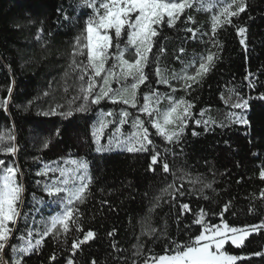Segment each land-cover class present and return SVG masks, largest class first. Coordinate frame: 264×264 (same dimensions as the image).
<instances>
[{"label": "trees", "instance_id": "16d2710c", "mask_svg": "<svg viewBox=\"0 0 264 264\" xmlns=\"http://www.w3.org/2000/svg\"><path fill=\"white\" fill-rule=\"evenodd\" d=\"M91 2L99 8L104 0ZM219 5L225 6L217 0H192L174 27L158 29L144 69L148 80L136 92V108L105 98L98 105L90 104L88 112L64 119L42 112L56 105L66 108L69 103L73 107L82 103V99H73L80 95L79 69L74 71L70 65L73 59L87 63L86 49L83 56L73 53L78 37L85 42L82 34L86 21L95 15L94 9L83 0H0V99L8 98L11 88L7 110L0 109V134L14 135L15 140L6 143L18 149L15 155L0 154V159L19 169L16 179L23 193L17 207L26 218V223L18 218L19 231L13 232L10 244L24 246L19 237L28 239L26 229L34 230V243L39 238L35 230L42 232L45 226L50 227L53 216L63 213L62 203H54L55 197L44 189L46 184L61 186L58 162L72 157L86 160L91 177L90 183L85 181L84 201L74 200L69 205L68 230L58 225L44 237L39 249L24 256V264H67L69 257L76 264L93 260L96 264H145L146 260L154 264L151 257L174 250L170 240L187 242L203 230L194 223L201 217L194 214L203 209L206 224H220L219 213L228 202L229 211L223 219L229 225L242 228L264 220V179L260 177L264 170V100L257 98L264 94V0H248L246 11L231 17V24H222L213 35L212 19L220 16ZM239 27L247 29V50L240 43ZM209 54H213L214 67L197 77L199 83L187 81L192 86L185 88L181 77ZM113 62L110 59L106 68ZM249 73L253 75L249 77ZM162 77L169 82L159 83ZM150 91L168 95L162 111L180 100L185 106L192 105L180 140L169 142L151 126L150 117L138 114L153 141L149 152H97L92 130L100 113L128 111L132 115L144 105V96ZM241 98L249 99L246 115L250 128L227 119L229 113H241L232 107ZM196 120L215 123L206 130ZM46 141L47 148L43 146ZM156 152L160 155L152 171L150 154ZM165 161L167 172L162 168ZM197 178L200 182L194 183ZM206 184L212 187H204ZM177 189L185 194L177 195ZM59 195L65 201L68 198L67 193ZM183 204L191 211L185 212ZM151 229L156 231L148 235ZM89 230L95 233L94 238L80 244L73 254L74 242L83 240ZM225 249L242 257L264 251V230L246 237L240 248L227 244ZM52 255L57 257L55 262ZM13 258L17 254L6 247L4 259ZM237 264H264V259L253 257Z\"/></svg>", "mask_w": 264, "mask_h": 264}, {"label": "snow or ice", "instance_id": "6c2138e0", "mask_svg": "<svg viewBox=\"0 0 264 264\" xmlns=\"http://www.w3.org/2000/svg\"><path fill=\"white\" fill-rule=\"evenodd\" d=\"M217 3L225 4L221 8L220 16L224 19L221 20L220 16H214L212 19V34L215 35L217 28L222 24H231V17H238L241 13H244L248 8V0H217ZM85 6H91L95 15L90 17L86 21L85 32L82 34L84 43H81V37L76 39L77 48L74 50L73 56L76 52H79L83 56L84 49L87 50V63H77L73 59L70 67L73 70L79 69V75L77 77L79 82V93L75 99H82V103L78 106L73 107L72 103H69L65 108L64 105H56L54 108H50L48 111L42 112V115H59L64 119L73 117L76 113H86L89 111V105H98L105 98L110 99L113 103L117 101L122 102L125 105L131 104L132 107H136V91L140 85L144 84L148 80V76L144 69L148 64L149 53L152 51L153 38L159 35L158 29L164 26L174 27L176 21L180 18V15L184 12L186 7H190L192 0H181V2H172V0H104L101 2L100 7L97 8L95 3L91 0H83ZM235 8L233 11L232 9ZM103 9V14H100V10ZM65 19L67 16L65 15ZM191 20V17H188ZM192 31V29H188ZM238 35L241 37L240 43L247 50V29L239 27L237 29ZM195 36V32H193ZM123 40V47L121 46ZM110 52V50H113ZM131 51L135 57L134 60L129 61L125 59V54ZM160 52L164 49L160 48ZM183 52V49L180 50ZM114 62L110 67L106 68L105 65L109 60ZM158 59V57H157ZM211 67H214L213 54H209L206 57H202L199 69L196 72L195 77H181L185 81L184 87L191 88L192 83H199L197 77H201V74H207ZM67 76L68 73H65ZM156 75H160V70L157 68ZM253 74L249 73L251 77ZM87 77V79H85ZM128 77L133 78V83L130 85L131 99L125 98L128 94L129 89H118L113 90L111 87V81L116 79L117 81L126 80ZM97 78L102 79V84L97 85ZM248 77H246L247 79ZM159 83L167 84L169 81L167 78H161ZM249 86L252 87L251 80ZM67 91V88L65 89ZM175 91V89H173ZM230 91H235L234 89ZM9 96L6 99H0V109L7 110L8 102L11 98V88L8 89ZM48 95V93H45ZM153 96L156 97V103H159V94L155 92H149L144 96L145 104L139 109L141 112L146 113L149 117V123L154 127L158 134L164 136L169 142L179 141L184 128L187 125V120L191 113L189 109L192 107L190 103L183 108L182 113L177 114V108L185 104V101L180 100L174 102V106L168 109L164 113H156V118L153 117L154 109L150 108L149 101L152 100ZM259 99L264 100V94H261ZM171 99V98H169ZM249 99H253L250 97ZM249 99L241 98L240 102L233 104L232 107L241 109L240 114L229 113L227 119L230 123H236L240 125H246L251 127V122L247 118V111H250ZM228 103V101H225ZM64 109V110H59ZM59 110V111H58ZM111 111L107 113L101 112V119L98 121V126L94 125L92 130V136L96 144L97 152L111 151L113 148H123L128 152H149V146L153 145V141L149 139L148 128L144 126V121L138 116L134 118L133 128L136 131L128 134L123 140L119 139L120 136L124 135L120 129H116L114 135L109 136L108 144L102 145L100 143L101 138L104 135L105 129L109 123L104 117L112 116ZM131 114L128 111H122L119 113L120 119L118 124L123 125L128 122V118ZM203 115V113H201ZM196 124L203 123L205 129L208 130L210 124L215 121H204L196 120ZM173 124L176 125L174 130H170L167 126ZM221 127L226 125L221 124ZM193 135H199V133L193 132ZM248 133H246L247 135ZM56 135H59V129L56 130ZM14 135L0 134V154H12L15 155L17 147L14 144L6 143V141H14ZM45 148L48 147L46 141L43 145ZM160 155L159 152L150 154L151 163L149 170L154 171L152 168L153 164L157 163V157ZM71 164L75 165L74 169H59L61 176H66L68 173L75 174L80 169H83L84 173L88 172V163L86 160H71ZM47 170V165L45 166ZM162 168L165 172L169 171V165L165 161L162 163ZM0 264H24V256L34 253L43 243L44 237L53 233L57 230V226H62L66 232L68 230V221L72 217V209L68 207L74 200H78L81 203L85 199L86 192L88 190V183L91 182L90 176L78 177L80 180L79 185H74V190H70L68 187L57 186L56 183L52 185H44L45 191L49 196L55 197L54 203H64L65 210L62 214L53 216L50 221V227L45 226L41 232L36 229L38 239L32 242L31 237L33 236V229H26L28 239L25 240L23 236L19 239L24 240V246L10 244V238L14 231H19L16 228L17 218L25 219L21 216L18 209V204L22 203L21 196L23 193V186L17 182V174L19 173L18 167L11 165L6 166V162L0 159ZM43 174H47L45 171ZM261 179H264V170L260 172ZM87 179L88 183L84 180ZM199 178L194 183H199ZM67 179L63 181L64 185H67ZM169 187H172L171 185ZM204 187L211 188V184H206ZM167 191V189L165 190ZM203 191V188L200 189ZM67 193V200L62 198L60 193ZM185 193L180 189H177V195L183 196ZM261 196L264 197V191L261 192ZM206 199V197H205ZM231 202L225 203L219 216L221 223L217 225L206 224L202 219L205 215L204 210L200 209L198 215L200 219H196L194 223L201 225L203 230L199 234L189 237L187 242H177L170 240L169 243L174 245V250L171 254L167 252L157 257H151L154 264H237L238 261L251 260L253 257H260L264 259V251L251 253L247 257L237 256L225 251V245L235 246L240 248L243 246L246 237L253 233H259L264 230V220H261L255 225H246L244 227H233L223 219L224 214L229 211ZM185 212H190L191 209L188 204L181 205ZM13 227H9V224ZM155 229H151L147 232L148 235H153ZM242 233V234H241ZM58 235L59 232L57 231ZM143 234V233H142ZM112 235V233H109ZM95 233L89 230L84 236L83 240L74 242L72 246V252L75 253L76 249L80 248V244L87 242L94 238ZM6 247L11 253H16L17 258L5 260V249ZM115 247V244L113 245ZM50 259L55 262L57 257L52 255ZM67 264H76L74 259L69 257ZM91 264H96L93 260ZM148 264V261H145Z\"/></svg>", "mask_w": 264, "mask_h": 264}, {"label": "rangeland", "instance_id": "374dc122", "mask_svg": "<svg viewBox=\"0 0 264 264\" xmlns=\"http://www.w3.org/2000/svg\"><path fill=\"white\" fill-rule=\"evenodd\" d=\"M172 2H181V0H172ZM219 11H221V5H219ZM103 14V9H102V12H101V15ZM125 59H128L129 61H132L135 59L133 53L131 51L127 52L125 54ZM106 67V65H105ZM199 69V65L198 66H195L194 68H192L186 75V77H195L196 76V72L197 70ZM127 80H130L129 83H124L125 81ZM133 83V78L132 77H128L126 80H123V81H117L116 79H113L111 81V87L113 90H118V89H124V88H128L129 89V92L128 94L125 96V98H128V99H131V89H130V85ZM100 84H102V79H98V82H97V85L99 86ZM137 92V91H136ZM158 93V92H156ZM167 94L165 93H162L159 95V103L157 104L156 103V97L153 96L152 100H150L148 103L150 105V108L151 109H154L155 111L153 112V118L155 119L156 118V113L159 112V113H164L166 111H162L161 110V107H162V104L163 102L166 100L167 98ZM112 102V101H111ZM119 103H122L120 101H117ZM123 104V103H122ZM145 104V103H144ZM125 105V104H124ZM127 107L129 108H134L132 107L131 104H128L126 105ZM136 107H137V101H136ZM135 107V108H136ZM186 107L185 105H181L179 108H177V113L174 114L177 115V114H180L182 113L183 111V108ZM104 113V112H103ZM121 113V112H119ZM119 113H117L116 115H112V116H108V117H104V119L108 120V121H113L112 123H109L108 124V127L105 129L104 131V135L103 137L101 138V141L100 143L102 145H107L108 144V138L109 136L111 135H114L116 133V129L119 128L121 133H123L124 135L120 136L119 139L123 140L128 134L132 133L133 131H136V129L133 128V123H134V118L138 116V114H145L146 116H148L146 113L144 112H141L139 109H136L134 111V113L129 116L128 118V122L123 124V125H120L118 124V121L120 119V116H119ZM140 119L141 117L138 116ZM149 117V116H148ZM101 119V113L100 115L97 117L94 125H97L98 126V121ZM170 130H174L176 128V125H173V124H170L167 126ZM105 132H108V134L105 135ZM114 150H120V149H123V148H113ZM71 160H81L79 158H75V157H72V158H69V159H66V160H62L60 162L57 163V167L58 168V171L59 169H65V170H68V169H74L76 166L71 164L69 161ZM60 172V171H59ZM89 176V167H88V172L87 173H84L83 169H80L78 172H76L75 174H72V173H68L66 174V176H62V180H61V186L60 187H68L70 190H74V185H79L80 183V180L78 179V177H81V176ZM67 179L68 183L67 185H64L63 184V181H65ZM86 181V179L84 180V182ZM88 182V181H87ZM66 202V201H65ZM69 207V205H68ZM62 209L63 211L65 210V204L62 203ZM18 220V218H17ZM17 222V221H16ZM9 227L10 224H9ZM242 234V233H241ZM11 239V238H10ZM227 244L225 245V248H226ZM226 251V249H225Z\"/></svg>", "mask_w": 264, "mask_h": 264}]
</instances>
